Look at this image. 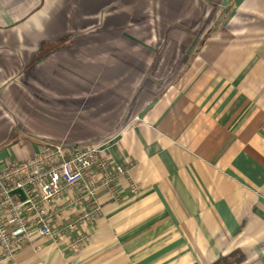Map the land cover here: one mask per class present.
Returning a JSON list of instances; mask_svg holds the SVG:
<instances>
[{"label":"crops","instance_id":"0c3cea01","mask_svg":"<svg viewBox=\"0 0 264 264\" xmlns=\"http://www.w3.org/2000/svg\"><path fill=\"white\" fill-rule=\"evenodd\" d=\"M44 142L138 188L0 264H264V0H0V170Z\"/></svg>","mask_w":264,"mask_h":264},{"label":"built area","instance_id":"2783aa9c","mask_svg":"<svg viewBox=\"0 0 264 264\" xmlns=\"http://www.w3.org/2000/svg\"><path fill=\"white\" fill-rule=\"evenodd\" d=\"M129 170L102 156L100 146L94 143L44 142L26 158L11 160L0 170V261L11 260L32 238L57 241L73 232L81 221L91 220L99 188L105 187L115 199L119 198V177L135 191L138 186ZM65 192L72 193L70 207L86 203L88 208L58 227L52 218L59 217L56 199ZM86 239L79 234L68 248L77 251Z\"/></svg>","mask_w":264,"mask_h":264},{"label":"trees","instance_id":"16d2710c","mask_svg":"<svg viewBox=\"0 0 264 264\" xmlns=\"http://www.w3.org/2000/svg\"><path fill=\"white\" fill-rule=\"evenodd\" d=\"M216 264H234V263L229 261L228 258H224L221 261L217 262Z\"/></svg>","mask_w":264,"mask_h":264}]
</instances>
